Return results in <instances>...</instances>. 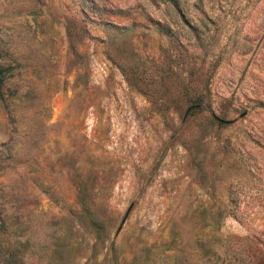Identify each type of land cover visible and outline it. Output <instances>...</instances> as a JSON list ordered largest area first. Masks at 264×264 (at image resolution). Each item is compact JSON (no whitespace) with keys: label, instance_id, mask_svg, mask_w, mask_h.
<instances>
[{"label":"rangeland","instance_id":"rangeland-1","mask_svg":"<svg viewBox=\"0 0 264 264\" xmlns=\"http://www.w3.org/2000/svg\"><path fill=\"white\" fill-rule=\"evenodd\" d=\"M173 3L0 0V264L264 257V0Z\"/></svg>","mask_w":264,"mask_h":264},{"label":"trees","instance_id":"trees-1","mask_svg":"<svg viewBox=\"0 0 264 264\" xmlns=\"http://www.w3.org/2000/svg\"><path fill=\"white\" fill-rule=\"evenodd\" d=\"M172 5H174L173 0H168ZM156 29L158 33H162L169 38H174V32L171 28L166 27L159 22H156ZM1 53H0V59H1ZM10 69V66L3 67L0 64V97L3 99L4 97V89H5V82H6V73ZM197 105V104H196ZM5 229V228H4ZM210 262L209 264H264V257H254V256H243V257H224L221 258V256H218L217 253L213 250V248H210ZM225 259H228V262H225Z\"/></svg>","mask_w":264,"mask_h":264}]
</instances>
